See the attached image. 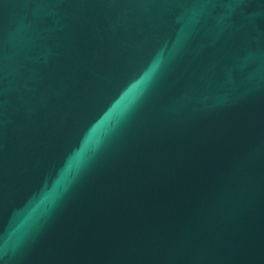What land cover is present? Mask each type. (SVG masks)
I'll use <instances>...</instances> for the list:
<instances>
[{
	"label": "water",
	"instance_id": "obj_1",
	"mask_svg": "<svg viewBox=\"0 0 264 264\" xmlns=\"http://www.w3.org/2000/svg\"><path fill=\"white\" fill-rule=\"evenodd\" d=\"M0 264H264V0H0Z\"/></svg>",
	"mask_w": 264,
	"mask_h": 264
},
{
	"label": "clouds",
	"instance_id": "obj_2",
	"mask_svg": "<svg viewBox=\"0 0 264 264\" xmlns=\"http://www.w3.org/2000/svg\"><path fill=\"white\" fill-rule=\"evenodd\" d=\"M163 64V55L157 54L133 79H131L109 107L85 131L79 145L68 155L53 182L52 189L41 203L62 186L71 183L89 158V154L98 148L103 136L114 122L123 117L140 101L153 83Z\"/></svg>",
	"mask_w": 264,
	"mask_h": 264
}]
</instances>
